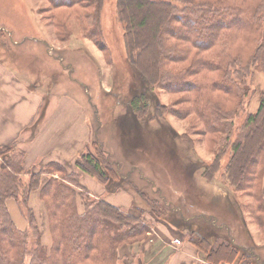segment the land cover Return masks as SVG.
Here are the masks:
<instances>
[{
	"label": "rangeland",
	"instance_id": "374dc122",
	"mask_svg": "<svg viewBox=\"0 0 264 264\" xmlns=\"http://www.w3.org/2000/svg\"><path fill=\"white\" fill-rule=\"evenodd\" d=\"M176 2L179 9L176 13L177 16L181 18L204 16L206 19L210 16H219L215 20V25L217 29H224L226 32L221 33L216 41L208 42L210 35L215 32L214 27L209 29L208 38H203L202 34L206 33L207 30L197 28L198 24H195L192 32L186 29L188 23H184V28L181 29L179 23L177 24L179 29H175L174 25H166L165 30L173 29L174 32L180 30L189 40V44L196 46L198 44L207 46L212 44L213 49L198 52L190 45L176 41L172 37L167 38V46H177L179 50L190 56L199 55L201 60L208 59L221 63L227 61L224 60V57L218 59L223 50V35H231L232 44L229 45V54L232 58H238L240 66L231 67L228 62L225 63L228 68L225 84L231 92L230 95L208 88L214 82V78H218V73L210 72L189 75L181 80L185 83L194 84L193 88L198 85L202 91L193 89V92H176L166 89L165 84L152 88L146 86L147 96H145L144 105H147V113L141 121L132 119L133 122H131L127 96L134 84L128 76L127 65L125 64L126 48L123 28L118 22L117 0H107L101 14L99 13L101 29L98 33L91 27L92 22L90 18H87V12L80 8L52 10L50 4L45 0H0V31L4 34H0V53L4 57L3 59H6L5 61L13 65L15 64L10 59L12 57L20 58L15 62L20 64L18 65L20 68L21 65L26 68L27 62H31V68L34 71V80L32 81L36 88H44L50 82L51 94L46 97V104L41 114L55 99L54 104L67 98L79 106L82 104L86 106L92 126V140L89 148L92 147L93 142H96L97 147L95 149L93 146V151H102L105 156L104 159L118 168L122 176V183L104 186L102 183L96 182L97 188L95 187V190H91V192L101 194L103 200L119 209L122 206L115 204L111 198L120 196L122 199H126L129 209L124 210L125 212L140 217L144 222L150 223L156 228L160 224H166L157 221V217L150 213L151 210L149 211L148 206L141 199L138 190L142 191L145 188L146 192H150L149 188L152 186L149 182L159 186L161 182L170 179V177L173 179L172 184L170 183L173 188L183 189L190 193L191 189L196 187L194 194L198 198L195 197V199L221 216V226L226 224V221H231L234 227L240 226L245 239L250 236L253 243L258 247L257 250L248 249L244 251L259 255L260 259H257L259 264H264V228L262 229L258 224L260 214L254 215L252 213L253 206L258 204L256 197L264 198V165L253 167L258 176L252 186L247 184L251 182V177L242 187L241 185L234 187L228 182L224 167L228 165L230 158L228 155L231 154V150L225 144L229 133L222 134L220 132L225 123L221 122V115H215V108H213L217 106V103H221L224 111H231L226 123L231 132L230 144L233 145L239 139H243L249 130L247 127L248 118L257 113L264 97V69L260 68L254 61L251 62L257 53L259 38H262L260 34L264 31V0H196L197 3L211 6L213 9L232 7V9L229 8L232 12L228 14L227 10L220 9V15L199 14L201 9L198 12L194 9L197 7L195 0L192 4ZM236 8H239V12H235ZM192 11H194V16L191 14ZM245 17H254L256 26L248 28L245 23L249 21ZM210 23V21L203 22L204 26ZM224 23L236 24L237 26L234 27L233 25L232 29L229 30L224 26ZM24 33L29 34V36L32 35L36 39L50 41L49 56L51 58L48 59L45 48L42 52L36 46L31 47V44L28 48L10 44V34L14 40L21 42L25 37L23 36ZM96 34H98L97 38L95 37ZM89 35L94 39L90 38ZM203 39L206 40L205 43L202 42ZM137 41L142 43L140 39ZM3 45L11 48V51L6 52ZM100 46L104 49H101ZM31 48L33 50H30ZM10 54L12 57L8 56ZM169 54L166 53L170 56ZM168 66L170 69L180 70L178 65L169 64ZM167 82L172 84L174 81L167 79ZM136 87L142 88L139 84ZM128 116L130 117L128 118ZM206 117H213V120L219 121L218 126L213 129L210 128L211 133L209 130L206 132L203 122L200 121L206 120ZM224 148H227L226 153L221 155L220 152ZM135 149L140 150L135 152V156H130ZM19 152L18 150L13 152L16 154L15 157L18 156ZM218 154L223 158L222 166L220 165L221 172L211 177L210 181L202 178V166L207 163H215V160L220 159ZM259 155L264 161V152H259L257 156ZM127 157L131 158L130 163H128ZM3 164L2 159H0V172H3L1 170ZM23 164L26 173L18 178L26 184L33 175L42 173V169L47 167L45 165L27 169L25 162ZM183 164L184 169L185 165L190 168L194 165L195 176L189 172L185 180L181 166ZM216 164H214V168H217V166L215 167ZM65 167L69 169V167ZM137 167L144 174L142 176L144 180L138 176L140 173ZM150 168L154 169L153 173ZM169 168H173L178 174H182L176 178V176L171 175L170 171L168 172ZM199 169L200 171H198ZM6 171L10 172L8 168ZM164 171L166 172L165 176H163ZM69 172H79L76 164L73 166V170H69ZM40 177L44 186L48 177L43 175ZM55 177L58 176L55 175ZM127 179L131 180L132 183L135 182L137 189L131 183L129 184ZM80 180L81 185L88 188L84 182L82 183V177ZM86 183L92 182L86 181ZM92 184H90L91 187H93ZM115 188L117 189L115 190ZM40 192L41 188L32 192L26 207L33 212L42 246L50 252L54 239L46 206H41L43 201ZM168 194L166 193L167 197H169ZM31 197H33L32 203H30ZM226 199H232L234 202V215H231L227 209ZM175 201L173 198L174 203H176ZM78 205L79 212L83 213V205L80 202ZM26 207L24 208L23 204L17 202L14 197L7 201V208L15 226L19 230L29 233V237H21L24 242L22 248L12 249L10 261L22 259L23 264H31L37 250V240L36 233L34 234L30 228ZM1 212L0 223L4 218ZM211 218L206 217L205 220L208 222ZM186 220L190 221L191 219ZM173 230L180 235L174 240L175 245H182L181 236L188 239L187 242H189L191 237L189 232ZM224 232L227 231H221L223 234ZM146 240L122 246L119 250L120 261L118 264H146L143 246ZM176 240H179L180 243L177 244ZM246 243L247 241L244 244L246 245ZM240 253L244 255L243 252ZM200 259L204 261L202 253Z\"/></svg>",
	"mask_w": 264,
	"mask_h": 264
},
{
	"label": "trees",
	"instance_id": "16d2710c",
	"mask_svg": "<svg viewBox=\"0 0 264 264\" xmlns=\"http://www.w3.org/2000/svg\"><path fill=\"white\" fill-rule=\"evenodd\" d=\"M45 1L50 4L52 10H60L62 8L74 10L75 8H80L86 11L87 18H90L92 22L91 27L97 33L100 31L99 13L101 14L107 0ZM176 1H181L183 4L194 3V0H117L118 22L121 23L123 28L126 48L125 64L127 65L128 76L134 84L127 96L129 99L127 105L131 116H128V118L130 117L131 122H133L132 119L141 121L147 113V105H144L145 96H147L146 86L152 88L165 84L166 89L176 92H193V89L202 91V88L198 85L193 88L194 84L185 83L181 80L189 75L210 72L218 73V78H214V82L208 88L223 94H231L225 84V76L228 70L225 63L228 62L231 67L240 66L238 58H232L229 54V45L232 44L231 35H223V50L220 52L218 59L224 57V60L227 61L221 63L208 59L201 60L199 55L190 56L179 50L177 46L166 45L167 38L172 37L176 41L190 45L198 52H206L213 49L212 44L209 46L189 44V40L186 39L180 30L176 32L173 29L165 30L166 25H174L175 29H179L177 25L179 23L181 29L184 28V23H188L186 29L192 32L195 24H198L197 28L207 30L206 33L202 34L203 38H208L209 29L214 27L213 30L215 32L210 35L208 42L216 41L221 36V33L226 32L224 29H217L215 25V20L219 16H210L207 19L204 16L196 18L190 16L181 18L177 16L176 13L179 9ZM195 6H197L194 8L197 12L201 9L199 14L212 13V15H220L221 8L219 7L213 9L211 6L197 3L196 0ZM205 7H207V10H205ZM229 8L232 9V7L226 6L221 10H227L228 14L232 12ZM237 11L239 12V8L235 9V12ZM191 14L194 16V11ZM245 18L249 21L245 23L248 28L256 26L254 17ZM204 21H210L211 23L204 26ZM233 25L234 27L237 26L236 24L229 25L224 23V26L229 30L232 29ZM0 34L4 35L1 32ZM97 35H95L96 38ZM260 36L262 38H259L257 53L253 56L251 62L254 61L260 68L264 69V31L261 32ZM89 37L93 38L90 35ZM137 39H140L142 43L140 44ZM202 42L205 43L206 40L203 39ZM100 48L104 49L102 46ZM166 53H170V56L166 55ZM169 64L178 65L180 70L170 69ZM218 67L221 68L219 69ZM167 79L174 82L171 84L167 82ZM137 84L143 89H138L136 87ZM213 108H215V115H221V122L225 123L223 124V130L220 132L222 134L229 133L225 144L231 150V154L228 155L230 157L228 165L224 167L228 182L234 187L239 185L242 187L251 177V182L247 184L254 185L258 175L255 174L253 167L264 165L261 156H257L259 152H264V97L257 113L248 118V133L243 139H239L233 145L230 144L231 132L226 124L231 111H224L225 109L221 106V103H217V106ZM212 118L206 117V120H200L203 122L206 132L209 130L211 133V129L218 126L219 121ZM181 139L185 140L184 138ZM93 146L96 149L97 143L93 142L92 147L87 148L78 157L76 161L78 173H71L65 166L51 163L42 169V173L33 175L27 184L18 178L26 173L23 164L25 160L24 152H19L18 156L15 157L14 148L8 146L0 148V159L4 163L1 167L3 172H0V177L2 178L0 180V211H2L1 214L4 217L0 223V264H23L22 259L10 261L11 251L17 247L22 248L24 242L21 237H29L28 231H21L15 226L7 208V201L12 200V197H14L25 208L27 203H29L32 192L39 188H41V199L48 212L54 241L50 252L44 249L40 242L41 236L38 233L33 212L26 207L30 228L34 234L36 233L37 240V250L31 264H118L120 261L119 250L122 246L146 240L148 235L153 232L154 225L144 222L140 217L131 215L130 212L128 213L112 206L103 199L92 197L81 185L80 178L82 173L90 175L104 186L112 185V183H122V176L118 168L104 159L105 156L102 151L97 150L94 152ZM226 149L224 148L220 154H225ZM138 150L135 149L130 156H135V152ZM220 154H218L220 159L215 160V163H207L202 166V178L210 181L211 177L221 172L220 167L222 166L223 158ZM129 157L126 158L128 163H130L131 159ZM214 164H216L215 167L217 166V168H214ZM181 166L182 172L185 174V180L189 172L192 173V176H195L194 165L191 168L185 165V169L184 164ZM6 168L10 170L9 173ZM137 169L140 173L138 176L144 180L142 177L144 174L138 167ZM150 170L154 172L153 168H150ZM169 171L176 178H179V175L182 174H178L173 168H169ZM165 174L166 172L164 171L163 176ZM41 175L48 177L44 186L41 182ZM55 175L58 177H55ZM166 180L164 182L160 181L159 186L147 180L152 186L149 188L150 192H146L145 188L142 191L138 190L141 199L148 206L149 211L151 210L150 213L157 217V221H161L177 231L186 230L187 233L189 232L191 235L189 242L203 254V260L207 264H259L257 260L260 257L259 255L244 251L248 249L257 250L258 247L253 243L250 236L245 239L240 226H238L239 229L234 227L231 221H226V224L221 226V216L217 215L207 205L200 203L198 199H195V197L198 198L194 194L196 187L192 188V191L188 193L183 189L173 188L170 185L173 181L171 177ZM127 181L137 189L135 182L132 183L129 179ZM166 193H169V197H167ZM173 198L176 203L173 202ZM256 200L258 204L253 206L252 213L254 215L260 214L258 224L263 229L264 198L257 196ZM79 202L84 207L83 213L79 212ZM226 203L228 204L227 209L231 215H234V202L232 199H226ZM206 217L212 218L207 222L205 220ZM188 218L191 220L187 221L186 219ZM224 230L227 232L221 233ZM245 241H247L246 245L244 244ZM240 252H243L244 255H241Z\"/></svg>",
	"mask_w": 264,
	"mask_h": 264
},
{
	"label": "crops",
	"instance_id": "0c3cea01",
	"mask_svg": "<svg viewBox=\"0 0 264 264\" xmlns=\"http://www.w3.org/2000/svg\"><path fill=\"white\" fill-rule=\"evenodd\" d=\"M10 35L12 46L28 48L31 44V47L36 46L42 52L45 48L48 59L51 58L50 41L36 39L24 33L25 37L18 42L14 40L12 34ZM3 48L6 52L11 51L8 46L3 45ZM8 56L12 57L11 54ZM3 58L0 53V148L8 146L24 152L27 169L57 163L69 167L68 170H73L78 157L89 148L92 140V126L86 106L83 104L79 106L67 98L54 104L55 99L41 114L46 97L51 94L50 82L44 88H36L32 81L34 71L31 62H27L26 68L22 65L20 68L18 66L20 64L15 63L20 58L10 59L16 66ZM81 177L82 183L88 186L85 188L89 194L102 199L101 194L91 192L97 188L96 182L99 181L84 173ZM111 200L121 205L120 209L123 211L129 209L126 199L113 196ZM32 202L33 197L30 200V203ZM42 205L44 206L43 203ZM153 232L151 233L153 236L148 235V240L143 244L146 264H207L200 259V251L187 242L188 239L181 236L182 245H175L173 242L179 234L170 227L160 224L156 228L153 227Z\"/></svg>",
	"mask_w": 264,
	"mask_h": 264
},
{
	"label": "built area",
	"instance_id": "2783aa9c",
	"mask_svg": "<svg viewBox=\"0 0 264 264\" xmlns=\"http://www.w3.org/2000/svg\"><path fill=\"white\" fill-rule=\"evenodd\" d=\"M175 242H176L177 244H179V243H180V241H179V240H176Z\"/></svg>",
	"mask_w": 264,
	"mask_h": 264
}]
</instances>
